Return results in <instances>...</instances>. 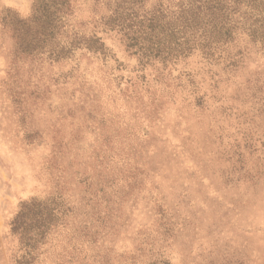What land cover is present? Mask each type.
<instances>
[{
    "label": "rangeland",
    "instance_id": "1",
    "mask_svg": "<svg viewBox=\"0 0 264 264\" xmlns=\"http://www.w3.org/2000/svg\"><path fill=\"white\" fill-rule=\"evenodd\" d=\"M32 4L0 0V264H264V55L148 61L75 0L103 52L55 58Z\"/></svg>",
    "mask_w": 264,
    "mask_h": 264
},
{
    "label": "trees",
    "instance_id": "2",
    "mask_svg": "<svg viewBox=\"0 0 264 264\" xmlns=\"http://www.w3.org/2000/svg\"><path fill=\"white\" fill-rule=\"evenodd\" d=\"M114 2L110 14L100 22L122 31L126 47L148 61L168 62L198 51L206 61L222 63L231 70L251 48L264 55V0H177L171 7L161 3L146 12L140 11L143 0ZM74 3L75 0H33L30 21L39 35L33 39L40 41V35L49 28L56 40L51 52L55 58L81 46L103 52L100 37L86 38L73 31L70 21ZM43 221L40 217L41 224Z\"/></svg>",
    "mask_w": 264,
    "mask_h": 264
}]
</instances>
